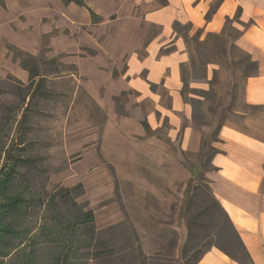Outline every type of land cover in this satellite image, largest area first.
Wrapping results in <instances>:
<instances>
[{
  "label": "rangeland",
  "instance_id": "rangeland-1",
  "mask_svg": "<svg viewBox=\"0 0 264 264\" xmlns=\"http://www.w3.org/2000/svg\"><path fill=\"white\" fill-rule=\"evenodd\" d=\"M134 12L131 0H84L82 6L0 0V145L28 160L15 181L27 198L41 200L17 218L29 233L4 262L21 264L20 255L32 245L49 253L42 230L49 222L48 197L79 183L83 194L75 202L93 211L100 245L125 257L140 256V246L145 256L179 264L185 243L193 250L186 261L215 243L236 250L224 240L223 217L202 176L219 126L264 134V118L243 101L244 78L253 70L236 44L232 28L240 26L204 35L200 44L188 40L187 83L181 87L192 109L186 121L172 112L167 88L148 86L153 65L144 59L128 63L140 37L142 56L148 36L158 32ZM31 69L38 73L35 82L43 80L38 90L26 87ZM173 116L197 132V146L184 147L182 131L173 133ZM192 216L197 221L187 240ZM87 252L79 250L83 257ZM117 263L108 255L92 262Z\"/></svg>",
  "mask_w": 264,
  "mask_h": 264
},
{
  "label": "crops",
  "instance_id": "crops-1",
  "mask_svg": "<svg viewBox=\"0 0 264 264\" xmlns=\"http://www.w3.org/2000/svg\"><path fill=\"white\" fill-rule=\"evenodd\" d=\"M134 16L158 28L155 35L128 56L129 65L137 59L153 65L148 86L162 85L169 90L171 110L190 119L191 110L181 95L180 64L188 53L183 37L174 30L175 22L190 25L193 33H220L227 18L240 10V35L237 46L256 61L257 70L243 82L244 104L264 118V0H131ZM209 13V18L206 15ZM189 31V32H190ZM192 33V34H193ZM191 34V35H192ZM250 118V116H249ZM258 120V121H259ZM175 135L182 131L184 147L198 145L197 132L182 126L181 117L173 116ZM216 152L210 158L205 177L212 193L238 232L253 264H264V134L262 137L234 125L223 124L217 133ZM197 264H239L225 253L211 247ZM241 264V263H240Z\"/></svg>",
  "mask_w": 264,
  "mask_h": 264
},
{
  "label": "trees",
  "instance_id": "trees-1",
  "mask_svg": "<svg viewBox=\"0 0 264 264\" xmlns=\"http://www.w3.org/2000/svg\"><path fill=\"white\" fill-rule=\"evenodd\" d=\"M220 1V0H218ZM66 5L69 3H74L76 5H84V0H62ZM240 10L238 9L235 16L230 20L226 19L225 26L223 30L218 33H206L205 38L210 36H219L226 31L228 25L233 24L234 22H239ZM209 18V13L206 15V19ZM173 28L177 31L182 37L187 45L189 39H192L196 43L200 44L203 42L202 30H196L191 36H189L190 25H181L177 22L173 24ZM182 28L184 32H179V29ZM237 32V37L240 35L241 31L232 28ZM244 63L245 67L252 69L253 72L246 74L244 80L249 77L251 74L255 73L257 70V63L254 61L251 56L247 53H244ZM194 64V61L192 60ZM186 66L187 61L180 64V75L182 85L185 86L187 83L186 75ZM38 75L34 69L29 70L28 74V85L27 89L32 87L35 90H38L40 83L43 80L35 82V78ZM184 100V90L181 88V95ZM186 102V101H185ZM187 103V102H186ZM26 113L23 114V118ZM144 129H148V124L144 121L142 122ZM220 128V126H219ZM216 135L218 133V130ZM216 150H213L215 153ZM211 154V156L213 155ZM210 156V158H211ZM210 158L208 165L210 164ZM27 159H24L22 156H16L10 153V150L7 148L3 150V145H0V264H8L4 262V257H7L11 254V251L15 250L22 244V239L29 233L28 229L24 230L21 226L17 224V218L20 217L27 211V207L34 204H39L40 199L37 197H32L31 199L27 198L24 193L20 190L21 186L16 183V174L19 171V168L27 162ZM210 168V165L208 169ZM206 169V170H208ZM202 180H206L203 187L206 189V194L210 197L213 206L217 208L220 214L223 217L224 225H222L224 240L233 245L236 250L230 252L222 244L215 243L211 247H215L225 253L232 260L238 262L239 264H253L251 257L247 249L245 248L238 232L234 228L232 222L230 221L229 216L221 207L219 202L214 197L209 182L207 181L205 174L202 176ZM195 190L198 189L195 184ZM83 194L82 184H77L73 187H59L54 192H52L48 197V221L45 223V227H42L43 233L46 236V248L49 253L39 254V250L36 245L29 246L27 252H23L18 259V263L21 264H92L93 261H98L103 258V256L108 255L114 261H117L119 264L123 263L126 259L129 260L130 264H135L138 259L141 258L139 264H175L176 261L171 258L170 261L164 259L160 256L148 257L143 255L140 250V246L137 247L139 255H127L117 253V251L112 250V248H105L101 246L98 240V232L95 228V216L91 209H85L81 205L75 202V198ZM197 197V194L190 196L187 200L188 204H193L194 199ZM196 217L192 216L186 220V229H187V240H190L193 237L192 230L194 225H196ZM224 229V230H223ZM221 232H219L220 234ZM222 236V235H221ZM176 247V246H175ZM192 246H188L185 243L182 246V251L180 254L179 264H197L201 259L202 255L207 251L198 252L192 256V259L185 260L186 255L193 251ZM88 250L87 256L83 257L82 253H79V250ZM174 255H177V252L173 250ZM241 255V256H239ZM178 256V255H177ZM186 262H185V261ZM117 263V264H118Z\"/></svg>",
  "mask_w": 264,
  "mask_h": 264
}]
</instances>
